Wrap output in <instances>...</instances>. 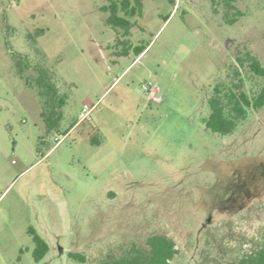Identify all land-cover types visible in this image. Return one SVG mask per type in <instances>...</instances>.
<instances>
[{"label":"rangeland","instance_id":"1","mask_svg":"<svg viewBox=\"0 0 264 264\" xmlns=\"http://www.w3.org/2000/svg\"><path fill=\"white\" fill-rule=\"evenodd\" d=\"M142 1L137 56L108 0H0V264H99L153 234L171 264H236L264 243V106L205 125L216 84L264 85L239 59L264 66V0Z\"/></svg>","mask_w":264,"mask_h":264},{"label":"trees","instance_id":"2","mask_svg":"<svg viewBox=\"0 0 264 264\" xmlns=\"http://www.w3.org/2000/svg\"><path fill=\"white\" fill-rule=\"evenodd\" d=\"M236 1L238 0H226L228 6L232 7ZM108 2L109 4L104 7L110 11L107 21L117 32V44L124 45L120 54H129L133 51L140 56L147 46L143 44L132 46L130 34L136 25L131 18L143 14V1L108 0ZM239 59L242 65L247 62L249 69L256 75L264 76V66L255 55L247 52L245 57ZM240 80L241 83H218L214 86L213 94L209 98L211 112L205 121L206 127L211 131L221 135L232 134L247 119L250 110L264 106V85L250 94L244 88L242 78ZM38 83L43 88L47 87L46 103L55 108L57 106L55 87L43 78L41 83L39 78ZM46 118L50 122V116ZM29 232L35 242L34 257L41 260L49 252L50 245L34 227H30ZM177 254L178 249L173 238L165 234H153L148 237L145 247H132L127 255L110 257L99 264H171ZM71 256L82 262L86 261L84 255L71 253ZM236 264H264V243L259 249L244 254Z\"/></svg>","mask_w":264,"mask_h":264},{"label":"built area","instance_id":"3","mask_svg":"<svg viewBox=\"0 0 264 264\" xmlns=\"http://www.w3.org/2000/svg\"><path fill=\"white\" fill-rule=\"evenodd\" d=\"M143 89L144 90H146V91H148L150 94H155V92H156V88L153 86V83L150 81L149 83H147V84H143ZM87 108H84V111L85 112H89V110L87 111L86 110Z\"/></svg>","mask_w":264,"mask_h":264},{"label":"crops","instance_id":"4","mask_svg":"<svg viewBox=\"0 0 264 264\" xmlns=\"http://www.w3.org/2000/svg\"><path fill=\"white\" fill-rule=\"evenodd\" d=\"M157 89H156V92H155V94L153 95V94H149V99L151 100H155L156 99V93H157Z\"/></svg>","mask_w":264,"mask_h":264}]
</instances>
